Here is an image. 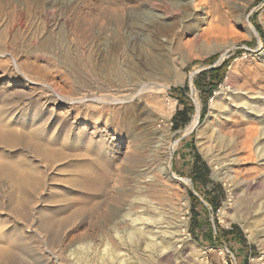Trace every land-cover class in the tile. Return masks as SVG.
Masks as SVG:
<instances>
[{
  "label": "rangeland",
  "instance_id": "1",
  "mask_svg": "<svg viewBox=\"0 0 264 264\" xmlns=\"http://www.w3.org/2000/svg\"><path fill=\"white\" fill-rule=\"evenodd\" d=\"M208 1L197 0L196 6L175 11L162 0H0V158L19 162L29 172L32 168L31 174L40 179L32 178L41 180L36 179L40 187L28 188L33 202L30 199L24 213L13 205L10 179L0 174V246L10 243L18 250L13 257L0 252V264H76L81 259L78 252L88 242V259L102 263L98 257L105 250L102 232L91 224V211L84 208L76 213L74 204L86 205L88 199L99 196L98 184L104 180L112 187L110 195L126 196L138 183L147 193L153 192L152 199L162 206L157 213L169 212L172 206L179 210L173 248L164 250L167 253L157 257L155 264H264V176L256 174L264 165L254 162L255 157L249 162L233 161L238 151H232L223 165L215 163L204 130L212 97H256L255 90L264 94V0H210L221 12L212 8L211 24L202 20V12L211 5ZM150 7L164 17L155 22L146 17L143 11ZM197 31L209 33L195 41ZM113 64L124 66L132 76L153 73L155 87L120 105L110 125L103 118L101 129L92 134V147L88 133L93 131V121L84 115L100 112L101 107L71 103L66 97L91 98L98 84L90 68L111 79ZM218 68L220 80L211 84L207 72ZM185 86V91H175ZM198 104L201 126L185 133ZM185 105L194 108L190 121L175 129L173 117ZM50 115L52 120L47 118ZM61 119L64 126H57ZM73 121L76 127L68 133ZM83 125H88L89 132L81 133V138L76 132ZM48 143L53 144V152L60 150L57 156L47 157L37 149ZM135 152L138 156L132 157ZM196 162L208 166L206 181H196ZM79 178L87 182L89 192L76 186L74 180ZM112 205L106 202L103 211ZM224 206L226 214L221 213ZM49 217L55 222L45 228L42 223ZM120 226L129 227L127 223ZM153 227L160 242V233Z\"/></svg>",
  "mask_w": 264,
  "mask_h": 264
},
{
  "label": "bare ground",
  "instance_id": "2",
  "mask_svg": "<svg viewBox=\"0 0 264 264\" xmlns=\"http://www.w3.org/2000/svg\"><path fill=\"white\" fill-rule=\"evenodd\" d=\"M163 3H165V6L167 8V6H170L171 8H175V11H180L182 10L183 6H188L189 4L195 5L197 3V0H176L175 2L171 1V0H162ZM210 1V0H209ZM208 1V2H209ZM124 3V2H123ZM126 3V2H125ZM124 3V4H125ZM210 3V2H209ZM211 5L209 7H205V11L202 12L203 17L202 20L208 21V23L211 22V17H214L215 15V11L218 12L219 14H221L218 5L216 3H214V5H212V2L210 3ZM157 5V4H156ZM128 6V5H127ZM126 7V6H125ZM131 7V6H130ZM213 7H217L216 9H214L215 11L212 10ZM132 8V7H131ZM130 8V9H131ZM134 8V7H133ZM197 8V7H196ZM210 8V9H209ZM120 10V9H119ZM141 10V9H140ZM196 11H198V8L195 9ZM124 11V10H123ZM120 13V12H119ZM140 13V12H139ZM143 13H145L144 15H146V17H150L151 20L153 19L154 22L157 19H161V17L163 16V13L156 10L153 7H150L149 9H146V11H143ZM142 13V14H143ZM124 14L126 15V13L124 12ZM129 14V13H128ZM137 14V13H136ZM124 15V16H125ZM139 14H137L138 16ZM165 15V14H164ZM132 16V15H131ZM135 16V14L133 15ZM126 17V16H125ZM142 17V16H141ZM145 17V16H144ZM138 18V17H137ZM136 18V19H137ZM143 19V18H142ZM222 19V17H221ZM124 20V18H123ZM144 20V19H143ZM149 21V20H148ZM123 22V21H122ZM139 22V21H137ZM144 22V21H142ZM136 23V21H135ZM146 23V22H145ZM157 23V22H156ZM164 23V22H163ZM138 24V23H137ZM144 24V23H143ZM211 24V23H210ZM172 25V24H171ZM143 26V25H142ZM162 26V25H161ZM164 26V25H163ZM160 27V26H159ZM165 27V26H164ZM157 28V27H156ZM155 28V29H156ZM158 29V28H157ZM195 32V31H194ZM141 33V32H140ZM161 33V32H160ZM209 31H197L195 36H194V40H201L204 37H206L208 35ZM131 34V33H130ZM132 36V35H131ZM130 37V36H129ZM133 37V36H132ZM135 37V36H134ZM131 39V38H130ZM132 40V39H131ZM133 42V41H132ZM187 43V42H186ZM182 47V45H180ZM179 49V48H178ZM183 49V47H182ZM186 49V48H185ZM143 50V49H142ZM181 50V48H180ZM137 51V50H136ZM168 53V52H167ZM172 54H174L172 52ZM175 55V54H174ZM173 57V55H172ZM174 58V57H173ZM158 60V59H157ZM159 61V60H158ZM161 62V61H160ZM164 63V62H163ZM161 63V64H163ZM166 63V62H165ZM137 64V63H136ZM139 64V63H138ZM91 70V75L93 76V78L95 80H97V87L98 90L95 91L96 93H94V95L91 98L88 97H81V98H73L71 96H67L66 98H69V101H71V103H82L84 106H91L92 107H96V108H100L101 107V111L100 112H92L91 115H89L90 113H85V117H91V120L93 121V131L91 133H88V125H83L80 128H78V132H76V134L78 136L81 137V133H88L89 136V146L93 141V137L92 134L98 132L97 130L101 129L100 128V123L103 120V118H105L104 122L105 124L108 123L115 118V114L116 110L119 108L120 105H123L125 103H128L129 101L131 102V98L133 99V97H135L136 95H141L142 93H144L145 89L150 87L152 89L154 82L152 81L154 79V75L153 73H146L145 75H141V76H132L130 75L131 73L129 72L128 69L124 68V66H120L117 64H113V66L110 68L111 71V75L112 78L110 79L107 75H103V76H99L92 68H90ZM231 70L234 71L235 70V65H233L231 67ZM133 74V73H132ZM91 81V80H90ZM114 81V82H113ZM157 86V85H156ZM160 86V85H159ZM155 87V86H154ZM153 87V88H154ZM95 89V88H94ZM235 89V88H234ZM237 91H243V88H239L237 89ZM91 92V91H90ZM100 92V93H99ZM263 91H257L255 90L254 94L258 95L256 97H254L253 95H249V94H245V95H241V94H236V97L234 100H224L219 98L218 96H214L211 98V107H212V112L210 113V115L208 116L205 124H204V130L206 131L205 133H207V142L209 143L208 145V150L212 152V158L213 161L216 163H218L219 165H223L225 161H230L227 160V158L229 157L228 155H230V153L232 151H238L239 153H237L238 155H236V157L233 159V161H237L240 160L241 162L244 161H248V160H252L253 157H255L261 165H264V94L262 93ZM58 94V93H57ZM55 94V95H57ZM63 94V93H62ZM147 95V94H146ZM60 97L62 99L63 96L60 95ZM59 97V98H60ZM138 97V96H137ZM57 98V97H56ZM141 98V97H140ZM148 99V98H147ZM135 101V100H134ZM147 104V103H145ZM149 104V103H148ZM147 104V105H148ZM75 105V104H74ZM46 106V105H45ZM77 106V105H76ZM79 106V104H78ZM141 106V105H140ZM73 107V106H72ZM41 108V106H40ZM77 108V107H76ZM163 108V106H162ZM7 109V108H6ZM5 109V110H6ZM54 109V108H53ZM80 109V108H79ZM84 109V108H83ZM86 109V108H85ZM88 109V108H87ZM105 109L107 110V114L110 115V118H108V116H105ZM164 109V108H163ZM95 110V109H94ZM100 110V109H99ZM98 110V111H99ZM52 111V110H51ZM87 111V110H86ZM97 111V110H96ZM50 112V111H49ZM85 112V111H84ZM109 112V113H108ZM197 112V111H196ZM39 113V112H38ZM118 113H120V111H118ZM78 114V113H77ZM81 114V113H80ZM79 114V115H80ZM106 114V115H107ZM53 115V114H52ZM52 115H50L49 120H52ZM67 116V114H66ZM65 116V117H66ZM52 118V119H51ZM119 118V117H118ZM116 119V118H115ZM114 119V120H115ZM48 120V119H47ZM46 120V122H47ZM64 120V117H63ZM61 119V121L57 124V126L63 125L64 121ZM89 121V120H88ZM36 122V121H35ZM45 122V121H44ZM45 122V123H46ZM49 122V121H48ZM47 122V123H48ZM112 122V121H111ZM67 123V122H66ZM44 124V123H43ZM111 123H109L110 125ZM114 124V123H113ZM106 125V126H107ZM41 126V125H40ZM39 126V127H40ZM64 126V125H63ZM74 121L73 123L70 124V126L67 128V132L71 133L74 131ZM201 126V122H200V105L198 104V113L194 116V118L190 121V123L186 126L185 128V133H190L192 131H194L195 129L199 128ZM67 127V126H66ZM76 127V126H75ZM3 128L5 129V127L3 126ZM9 129V128H8ZM47 129V128H46ZM45 129V130H46ZM57 129V127H56ZM55 129V131H56ZM105 129V128H104ZM7 130V129H6ZM10 130V129H9ZM33 130V129H32ZM42 130V129H41ZM8 131V130H7ZM4 132L5 134L7 133ZM43 131V130H42ZM54 131V132H55ZM45 132V131H44ZM66 132V133H67ZM34 132L32 131V134ZM9 134V131H8ZM6 134V135H8ZM31 134V133H29ZM54 134V133H53ZM137 134V133H136ZM3 135V134H2ZM32 136V135H31ZM9 137V135H8ZM30 137V136H28ZM52 138V136H51ZM67 139L68 138V134L66 136ZM65 138V139H66ZM82 138V137H81ZM54 139V138H53ZM104 139V138H103ZM29 140V139H28ZM32 139H30L31 141ZM106 140V138H105ZM29 141V142H30ZM34 141V140H33ZM31 141V144H33ZM146 141V140H145ZM36 142V141H35ZM34 142V144H36ZM49 142V141H48ZM144 142V141H143ZM206 142V143H207ZM100 143V142H99ZM103 143V142H102ZM141 143V142H140ZM160 143V142H157ZM156 143V144H157ZM39 144V143H38ZM36 145L40 146V145ZM45 144V143H43ZM139 144V143H138ZM145 144V143H144ZM153 144V143H152ZM162 144V143H160ZM93 147V144H91ZM158 145V144H157ZM141 146V145H140ZM143 146V143H142ZM145 146V145H144ZM155 146V145H154ZM139 147V146H138ZM146 147V146H145ZM151 147V146H150ZM41 148V152L43 154H45L47 157H53V156H57V154H59L60 150L56 149L57 151L59 150V152H53L54 147L53 144H46L43 145L41 147H37V149ZM88 148V147H87ZM152 149V148H151ZM159 149V148H158ZM155 150V148H154ZM153 150V151H154ZM157 150V149H156ZM64 151V150H63ZM133 151V150H132ZM140 151V150H139ZM159 151V150H158ZM157 151V152H158ZM141 153V152H140ZM154 153V152H153ZM61 154V153H60ZM137 153L135 152L133 156H135ZM143 154V152H142ZM157 154V153H156ZM96 155V154H95ZM130 156V154H128ZM127 155V156H128ZM125 156V157H127ZM138 156V155H136ZM141 156V155H140ZM152 156V155H151ZM150 156V157H151ZM156 156V155H155ZM228 156V157H227ZM243 156H245L243 158ZM124 157V158H125ZM131 157V159H132ZM232 157V156H231ZM230 157V158H231ZM243 159H241V158ZM123 158V160H124ZM152 158V157H151ZM240 158V159H239ZM0 174L2 172H4V176H8L5 177L10 179V182L12 184V188L14 189V193H11L12 195L14 194L15 197L13 198V200L15 199V207L17 210H21L22 212L26 213L27 209L26 207L28 206L27 204L30 202L32 203V195H30V192L28 194V188H30L32 191V189H35L36 187H40L38 186V184L40 185V183L37 182L36 179H40V176L38 177L36 174H34L35 180L32 178L34 177L31 174V170L29 172V169L26 168V170L24 169L25 167H23L22 165L19 164V162H13V160L9 161V160H4L2 159V157L0 158ZM95 159H98L95 158ZM136 159V158H135ZM138 159V158H137ZM142 158L140 157V160ZM127 160V158H126ZM134 160V159H133ZM144 161V160H143ZM122 162V161H121ZM125 162V160H124ZM127 162V161H126ZM129 162V161H128ZM138 162V161H137ZM249 162V161H248ZM22 163V162H21ZM131 163V162H129ZM155 163V162H154ZM237 163V162H236ZM239 163V161H238ZM257 163V162H256ZM59 164V163H58ZM91 164V163H90ZM136 164V163H134ZM235 164V163H234ZM259 164V165H260ZM28 165V164H27ZM40 165V164H39ZM133 165V163H132ZM232 165V164H231ZM24 166H26L24 164ZM112 166V165H111ZM135 166V165H133ZM138 166V165H137ZM27 167V166H26ZM29 167V166H28ZM92 167V166H91ZM89 168V167H88ZM136 168V167H135ZM148 168V167H147ZM153 168V167H152ZM151 168V171H152ZM161 168V167H160ZM264 168V167H262ZM261 168V169H262ZM125 169V168H124ZM146 169V168H145ZM154 169V168H153ZM247 169V168H246ZM92 171L94 169H91ZM149 170V169H147ZM159 170V169H155ZM164 170V169H163ZM250 170V169H249ZM255 170L256 167H255ZM125 171V170H124ZM140 171V170H139ZM144 171V169H143ZM161 171V169H160ZM98 172V171H97ZM126 172V171H125ZM159 172V171H158ZM166 172V171H164ZM163 172V173H164ZM249 173V171H247ZM34 173V172H32ZM36 173V172H35ZM90 173V170H89ZM96 174V172H93ZM147 173V172H146ZM238 173V171L236 172ZM245 173V174H248ZM3 174V173H2ZM1 174V175H2ZM31 174V176H30ZM38 174V172H37ZM129 174V172H128ZM132 174V173H131ZM156 174V173H155ZM257 174V178H259L258 176H264V170H260L256 172ZM259 174V175H258ZM100 175V174H99ZM138 175V174H137ZM142 176V174H140ZM150 175V174H148ZM157 175V174H156ZM155 175V176H156ZM162 175V174H160ZM88 176V175H87ZM92 176V174H91ZM112 176V175H111ZM140 176V177H141ZM154 177V174L152 175ZM242 176V175H241ZM254 176V175H253ZM93 177V176H92ZM95 177V176H94ZM120 177V176H119ZM250 177V174L249 176ZM91 178V177H90ZM109 178V177H108ZM107 178V179H108ZM114 178V176H113ZM116 178V177H115ZM123 178V177H122ZM129 178V177H128ZM142 178V177H141ZM140 178V179H141ZM147 178V177H146ZM148 178L150 179L151 177L148 176ZM234 178H238V175H235ZM233 178V179H234ZM255 177H253L252 179H254ZM38 181L40 182L41 180ZM83 178H79V179H75V181H77L76 186L80 189V191L82 190H86L85 186L87 184V182L85 183L84 181H82ZM94 179V178H93ZM106 179V178H104ZM117 179V178H116ZM126 179V177H125ZM154 179H158V177L154 178ZM256 179V178H255ZM6 180V179H5ZM6 180V181H7ZM92 180V179H91ZM115 180V179H114ZM142 180V179H141ZM148 180V179H146ZM145 180V181H146ZM160 180V178L158 179ZM237 180V179H236ZM249 180V179H248ZM260 180V179H259ZM110 181V180H109ZM144 181V182H145ZM151 181V180H150ZM162 181V180H161ZM262 181V180H261ZM113 182V181H112ZM116 182L119 183V181L116 180ZM139 182V181H138ZM142 182V181H141ZM140 182V183H141ZM154 182V181H152ZM156 182V181H155ZM160 182V181H159ZM163 182V181H162ZM239 182V181H238ZM264 182V181H263ZM121 183V182H120ZM119 183V185H121ZM126 183V182H125ZM143 183V182H142ZM237 183V182H236ZM92 184V182H91ZM157 184V183H156ZM243 184V183H242ZM85 185V186H84ZM94 185V184H93ZM96 185V183H95ZM108 185V184H107ZM104 182L101 181L98 184V192L100 193L99 196H93L90 199H88V204L84 205V204H74L76 210V213H79L81 211V209L84 208H88L89 211H91V224L100 229L102 232L104 241H105V250L101 253H99L98 257L100 259H102V263H98L97 264H155L158 262V258L159 256H161L162 254L164 255V250H170L173 248V242L172 240V234H173V229L175 228L176 224L178 223V215L177 212L179 213L180 208H178L177 212H176V207H171L169 212H162L160 211V213H157V210L162 208V206L160 207L158 205V203L156 204V202L152 199V194H150L149 192L147 193V188H143L142 186H140V184L136 183L133 187V192L127 194L126 196L122 193L116 194L115 196L112 195L114 193H112L110 190L112 187L107 186ZM111 185V184H110ZM124 185V184H123ZM143 185V184H142ZM145 185V184H144ZM150 185V184H149ZM163 185V183H162ZM84 186V188H83ZM148 186V185H147ZM151 186V185H150ZM149 186V187H150ZM154 186V183L152 184V187ZM94 187V186H93ZM96 187V186H95ZM120 187V186H119ZM124 187V186H123ZM145 187V186H144ZM159 187V186H157ZM83 188V189H82ZM92 188V187H91ZM117 188V187H116ZM115 188V189H116ZM12 189V190H13ZM75 189V188H74ZM82 189V190H81ZM149 189V188H148ZM152 189V188H151ZM161 189V188H160ZM164 190V188H162ZM37 190H39L37 188ZM88 190L89 187H88ZM86 190V191H88ZM147 190V191H146ZM162 190V191H163ZM34 191V190H33ZM83 191V192H84ZM85 191V192H86ZM113 191V190H112ZM158 191V190H157ZM160 191V190H159ZM12 192V191H11ZM36 192V191H34ZM38 192V191H37ZM84 192V193H85ZM89 192V191H88ZM87 192V193H88ZM112 193L111 195L109 193ZM165 192V191H164ZM163 192V193H164ZM39 193V192H38ZM91 193V192H90ZM95 194V191L93 192ZM92 193V194H93ZM128 193V192H127ZM10 194V195H11ZM40 194V193H39ZM34 195V194H33ZM80 195V194H79ZM83 195V194H82ZM81 195V196H82ZM91 195V194H90ZM98 195V194H97ZM35 196V195H34ZM83 197V196H82ZM129 201H127V198ZM159 197V196H158ZM76 198V197H75ZM79 198V197H78ZM81 198V197H80ZM79 198V199H80ZM84 198V197H83ZM98 198H100V200H98ZM162 198V197H161ZM32 202H31V200ZM171 199V197H170ZM75 200V199H74ZM82 199H80L81 201ZM85 199H83L84 201ZM37 201V200H36ZM39 201V200H38ZM81 201V202H83ZM45 202V201H44ZM74 202V201H73ZM77 202V201H76ZM109 203V202H113L114 205L110 206L108 209H106L105 207V211H103V206H105V203ZM125 202L127 203V206L125 204ZM172 202V201H171ZM12 203H14L12 201ZM11 203V204H12ZM87 203V202H86ZM10 204V205H11ZM34 204V203H33ZM143 204V205H142ZM162 204V203H161ZM172 204V203H171ZM9 205V206H10ZM12 205V206H13ZM78 205V206H77ZM107 205V204H106ZM170 205V204H169ZM177 205V204H176ZM230 205L229 203L226 205L228 206ZM33 206V205H32ZM226 206L222 207L221 209V213L222 214H226ZM14 207V206H13ZM107 207V206H106ZM170 207V206H168ZM178 207V205H177ZM32 208V207H30ZM138 211H136V209ZM139 208V209H138ZM135 209V210H134ZM165 209V208H163ZM168 209V210H169ZM134 210V211H133ZM140 210H143V212H139ZM16 211V210H15ZM18 212V211H16ZM15 212V213H16ZM32 212V211H30ZM74 213V212H73ZM11 215V214H10ZM75 215V214H74ZM72 216V215H71ZM76 216V215H75ZM20 217V216H19ZM28 217V216H27ZM53 217V216H52ZM74 217V216H73ZM77 217V216H76ZM22 218V217H21ZM56 218L58 219V217L56 216ZM61 218V217H60ZM65 218V217H62ZM70 218V217H69ZM55 218H47L45 221H43L42 225L45 228H49L52 227L53 223L55 222L54 220ZM68 219V218H67ZM72 219V218H71ZM183 219V218H182ZM182 221V220H181ZM1 222V221H0ZM4 223V222H3ZM58 223V222H57ZM125 223H127L129 225V227L125 228V229H121L120 225H124ZM60 224V223H59ZM165 224V225H163ZM7 225V224H6ZM154 226H156L157 229H155V231H159L160 233V238L161 241L158 242V235L155 234L154 232ZM161 226V227H160ZM65 228V227H64ZM14 229V228H13ZM20 229V228H19ZM157 231V232H158ZM175 231V230H174ZM3 232V231H1ZM15 232V231H14ZM184 232V231H183ZM16 233V232H15ZM176 233V232H175ZM13 234V232L11 233ZM3 235V234H2ZM10 236V235H9ZM2 237V236H1ZM6 237V236H5ZM12 237V236H11ZM8 237H6L7 239ZM15 238V237H14ZM4 239V238H3ZM10 239V238H9ZM8 242V241H7ZM176 242V240H175ZM5 243V242H4ZM15 243V242H14ZM82 243V242H81ZM2 244V243H1ZM90 242H88V244L82 245V249L78 252L80 254V260L79 263L76 260V264H95L92 263V261H90L88 259L89 255L88 252L90 250ZM80 248V247H79ZM104 249V248H103ZM4 252L6 254H8V256L13 257V255L15 256L18 252V250H16L10 243L6 244V246H0V252ZM102 251V250H101ZM171 252V251H170ZM169 252V253H170ZM20 253V252H19ZM172 253V252H171ZM1 254V253H0ZM181 254V252H180ZM222 254V253H221ZM18 255V254H17ZM169 255V254H168ZM183 255V254H182ZM97 256V255H96ZM7 257V256H6ZM76 257V256H75ZM168 258V257H167ZM166 258V259H167ZM170 258V257H169ZM183 258V257H182ZM6 259V258H5ZM78 259V258H77ZM163 259V257H162ZM165 259V258H164ZM181 259V258H180ZM208 259V258H207ZM178 260V258H177ZM163 261V260H162ZM165 261V260H164ZM176 261V260H175ZM181 261V260H180ZM184 261V260H183ZM11 262V261H10ZM13 262V261H12ZM31 262V260H30ZM188 262V261H187ZM59 263V262H58ZM61 263V262H60ZM175 263V262H174ZM190 263V262H189ZM188 263V264H189ZM182 264V262H181ZM187 264V263H186ZM210 264V263H209Z\"/></svg>",
  "mask_w": 264,
  "mask_h": 264
},
{
  "label": "trees",
  "instance_id": "3",
  "mask_svg": "<svg viewBox=\"0 0 264 264\" xmlns=\"http://www.w3.org/2000/svg\"><path fill=\"white\" fill-rule=\"evenodd\" d=\"M227 64L228 62L223 66L226 67ZM220 70H221L220 68L211 69L210 71L207 72V73H210L211 84H216L220 80V75L218 74ZM203 75H206V73H203ZM197 83H198V86L202 88L203 85L199 82V79L197 80ZM186 88L188 87L185 86L183 88L175 89V91L182 92V91H185ZM209 94H211V91H209ZM193 109L194 108L192 105L191 106L185 105L183 109L178 110L176 112V114L173 117V126L175 129H182L190 121V113L193 111ZM193 172L195 174L196 181H199V180L206 181V179L208 178V174H209V168L205 163H203L202 165H199L198 162H196L193 167ZM217 207L218 206L216 205V208Z\"/></svg>",
  "mask_w": 264,
  "mask_h": 264
},
{
  "label": "crops",
  "instance_id": "4",
  "mask_svg": "<svg viewBox=\"0 0 264 264\" xmlns=\"http://www.w3.org/2000/svg\"><path fill=\"white\" fill-rule=\"evenodd\" d=\"M189 123H190V122H189ZM189 123H188V124H189Z\"/></svg>",
  "mask_w": 264,
  "mask_h": 264
}]
</instances>
